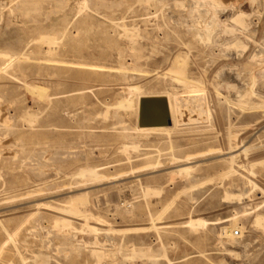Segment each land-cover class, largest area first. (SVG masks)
Listing matches in <instances>:
<instances>
[{
	"label": "rangeland",
	"instance_id": "obj_1",
	"mask_svg": "<svg viewBox=\"0 0 264 264\" xmlns=\"http://www.w3.org/2000/svg\"><path fill=\"white\" fill-rule=\"evenodd\" d=\"M155 1L0 0V264H264V0H215L205 43ZM131 86L191 125L135 132Z\"/></svg>",
	"mask_w": 264,
	"mask_h": 264
},
{
	"label": "bare ground",
	"instance_id": "obj_2",
	"mask_svg": "<svg viewBox=\"0 0 264 264\" xmlns=\"http://www.w3.org/2000/svg\"><path fill=\"white\" fill-rule=\"evenodd\" d=\"M144 1V0H143ZM148 2H147V4H149V5H151V6H154L155 7V5H156V1L155 0H147ZM172 2H173V0H171ZM192 2H191V4H189V6L191 5L192 7H190V8H193V9H191V11L188 13V16L187 17H179L178 15H173L172 14V18L174 19V22L175 23H177V25H179V24H181V25H185V26H188L187 25V23H188V21H194L195 22V25H196V27L195 26H190V27H188V31L194 36V38H196L198 41H200V42H202V43H205V41H204V39H208L210 36H211V27L213 26V24L211 25V23L213 22V21H215L216 20V18H215V16H214V14L216 15V14H219V13H221V14H223L224 12H226V10H227V7L226 6H223V5H221L220 3H218L217 1H215V0H191ZM247 1H254V0H247ZM256 1V0H255ZM138 3L140 4V3H142L141 1L139 2L138 1ZM161 3V2H160ZM159 4V3H158ZM174 4V3H173ZM173 4L172 5H170V6H173ZM178 4V3H177ZM148 5V6H149ZM176 5V4H175ZM86 6V5H85ZM84 6V8H86ZM162 6V5H161ZM83 7V6H82ZM83 8V9H84ZM147 8V7H146ZM163 8H165V6L163 7ZM173 8V9H172ZM171 9V12L173 13V10H174V6L172 7ZM80 8H79V12H80ZM146 10V9H145ZM168 10H170V9H168ZM189 10V9H188ZM161 11V10H160ZM176 11V10H175ZM175 11H174V13H175ZM178 11V10H177ZM187 11V10H186ZM231 11V10H230ZM10 13H12L11 11H10ZM181 13V12H180ZM179 13V14H180ZM185 13V12H184ZM78 14V13H77ZM147 14V13H146ZM178 14V13H177ZM248 15V14H247ZM247 15H244V17L242 16H240V17H238L237 15L233 18V20L234 21H240V20H244V21H246V19H247ZM147 16V15H146ZM210 16V22L208 21V23L207 24H201L200 25V23L198 22V21H200L201 22V20L202 19H205L206 18V21L207 20H209V19H207L208 17ZM234 16V15H233ZM233 16H231V17H233ZM255 16V15H254ZM257 16V15H256ZM167 17H169V16H167ZM218 17V16H217ZM231 17H230V19H231ZM191 18V19H190ZM192 18L194 19V20H192ZM243 18V19H242ZM259 19V18H258ZM172 20V19H171ZM190 21V22H191ZM228 21V20H227ZM191 22V23H192ZM198 22V23H197ZM221 22V21H220ZM224 21L222 20V24H220V25H223V26H225V24H227V22H226V20H225V22L226 23H223ZM203 23H205L204 21H203ZM210 23V24H209ZM192 24H194V23H192ZM149 25V24H148ZM198 25V26H197ZM217 25H218V23H217ZM219 25V26H220ZM124 26V25H123ZM150 27H151V25H150ZM153 27V26H152ZM224 28V27H223ZM246 28V27H245ZM244 27L241 29V30H246ZM123 30V29H122ZM125 30V32L127 33V32H129V30L128 29H124ZM124 30H123V33L124 34H126L125 32H124ZM144 31V30H143ZM146 32H147V30H145ZM144 31V32H145ZM149 32V31H148ZM240 32H242V31H240ZM244 32V31H243ZM65 33V32H64ZM111 33H112V31H111ZM143 33V32H142ZM214 33V32H213ZM129 34H131V33H129ZM110 35V34H109ZM132 37H135L134 36V34L132 33ZM143 35V34H142ZM142 35L140 36V37H142ZM126 36H128V34L126 35ZM148 36V35H147ZM209 36V37H208ZM240 36H242L241 34H240ZM44 37V36H43ZM63 37V36H62ZM136 37H137V35H136ZM45 38V37H44ZM148 38V37H147ZM152 38V37H151ZM41 39H43V38H41ZM46 39V38H45ZM48 40H50V38L48 37L47 38ZM47 40V41H48ZM51 40H55V38H51ZM51 40L49 41L50 43H48L49 45L53 42H51ZM37 41V40H36ZM40 41V40H39ZM45 40H43V42H44ZM242 41V40H241ZM41 42H42V40H41ZM40 42V43H41ZM60 42V41H59ZM45 43V42H44ZM43 43V45H45ZM53 44V43H52ZM238 46L240 45H243V44H241V42L240 41H238L237 43H236ZM55 45H56V43H55ZM46 46V45H45ZM204 46V45H203ZM204 47H207L206 46V44H205V46ZM154 50V49H153ZM240 52V51H239ZM51 53V52H50ZM53 53V52H52ZM124 53V52H123ZM232 53V52H231ZM244 53V52H243ZM47 54H48V52H47ZM237 54V53H236ZM239 55V54H238ZM3 56H6V55H3ZM2 56V57H3ZM55 56V55H54ZM250 56V55H249ZM20 58H22V56L20 57ZM19 58V59H20ZM24 58V57H23ZM207 64V63H206ZM236 76V75H235ZM125 77V76H124ZM165 77V76H164ZM219 77V76H218ZM237 77V76H236ZM238 77H239V75H238ZM155 80V85L156 86H162V84L164 83V82H166V81H164V80H161V79H159V77H156V79H154ZM174 81L175 82H178V83H180L181 85L183 84L184 85V87H186V88H188V87H191L190 85H193V82H189L187 79H184V78H182V77H180V76H176V77H174ZM263 85V84H262ZM261 88V87H260ZM128 91H129V98H126V99H122V100H120L119 101V103L117 104V106H119V108L120 109H123V110H125L126 111V113L128 114V115H133L134 116V118H135V123H134V128H133V130L135 131V132H137V133H140V134H143V135H147V136H151L152 134H157V135H167V136H170L171 135V133L173 132V131H175V130H177L179 127H181V126H190L191 124H185L184 123V119L186 118V117H188L187 115H186V113H180L179 115H177V104H176V101H175V98L177 97H175V95L173 94V93H169L168 91H163L162 89H156V88H151L150 90H141L139 87H137V86H131V87H129L128 88ZM185 91H187L186 89H185ZM190 91V90H189ZM188 92V91H187ZM190 93V92H189ZM260 93V92H259ZM256 94V93H255ZM186 95H187V93H186ZM144 99H160V100H164V102H165V104H166V106H167V111H168V121H169V125H157V124H151V125H142V124H140V115H141V107H142V105H141V101L142 100H144ZM249 99V98H248ZM49 101V100H48ZM262 107V106H261ZM263 109V108H262ZM108 110V109H107ZM181 110V109H180ZM106 112V114L105 113H103V114H105V115H107L108 113H107V111H105ZM102 114V116L104 117V115ZM99 116H100V114H99ZM102 116H101V118H102ZM28 117V116H27ZM97 118V117H96ZM190 118H191V114H190V116H189V119H188V121L190 122ZM30 119H31V117H30ZM35 119V118H34ZM95 119V118H94ZM103 119V118H102ZM24 120V119H23ZM26 120H29V119H26ZM25 120V121H26ZM74 120V119H73ZM31 121L32 120H30L29 122L31 123ZM27 122V121H26ZM34 123V122H33ZM29 126V125H28ZM29 127H31V126H29ZM229 129V128H228ZM262 130V129H261ZM134 147V146H133ZM132 147V148H133ZM170 149H171V147H170ZM135 150V149H134ZM125 151V150H124ZM123 151V152H124ZM236 151V150H235ZM229 152V151H228ZM234 152V150H232L231 152H229V155L231 154V153H233ZM235 156L236 155H232L231 156V158L229 159V162L230 163H233L234 162V160H235ZM262 163V162H261ZM258 164V163H257ZM255 165V164H254ZM232 166V165H231ZM253 166V165H252ZM250 167V166H249ZM179 168V167H178ZM240 168V167H239ZM154 169V168H153ZM190 169L191 168H189V167H183L182 169H181V171L182 172H184L185 174L186 173H188L189 171H190ZM232 169V168H231ZM231 169H230V173H231ZM237 171V170H236ZM229 171H227V173H228ZM84 173H82L81 175H83ZM88 174L90 175V176H95V175H97V172H96V170H91V171H89L88 172ZM87 174V175H88ZM232 174H234L233 173V171H232ZM86 175V176H87ZM224 175H225V173H224ZM228 175H229V173H228ZM224 177V176H223ZM225 177H226V175H225ZM87 188V187H86ZM146 191V190H145ZM146 192H149V190H147ZM261 192L264 194V190H262L261 189ZM232 193V192H231ZM149 194V193H148ZM227 194H228V192H227ZM144 196H145V194H144ZM228 196V195H227ZM147 197V196H146ZM86 198V197H85ZM227 198V197H226ZM231 199H232V197H230ZM85 202V201H84ZM83 202V203H84ZM85 204V203H84ZM83 204V205H84ZM165 209V208H164ZM86 211V210H85ZM87 212L88 211H86V213L84 214V211H83V214H84V217H85V222H86V225L88 226V228H90L91 230H93V232L94 231H96L97 229L96 228H94V227H91L89 224H88V221H89V217H87ZM87 214V215H86ZM86 215V216H85ZM159 215V214H158ZM157 217V216H156ZM159 217V216H158ZM157 217V218H158ZM65 220V219H64ZM67 221V220H66ZM65 221V222H66ZM151 223H152V228L154 229V228H156L157 226H156V223H154L155 222V219L154 218H151ZM256 223H257V225H264V216H261L260 214H257V217H256ZM103 222V221H102ZM57 223H59L58 221H57ZM61 223V222H60ZM67 223H70V222H67ZM150 224V223H149ZM187 227H189V228H191L192 230L194 229V232H196L195 230L196 229H198V228H201V227H205V226H207L208 225V223H206V222H204V221H201V220H199V219H190L187 223ZM210 224H213V223H210ZM57 225H61V224H57ZM66 225H68V224H66ZM65 226V225H64ZM71 227V226H70ZM65 228V227H64ZM67 228V227H66ZM151 228V227H150ZM149 228V229H150ZM217 228V227H216ZM86 230H87V228H86ZM127 232V231H126ZM234 230H232V228H229V227H224V228H222V233H221V235L223 236V237H225V240H227V238L228 239H232L233 238V236H234ZM95 233V232H94ZM212 233V232H211ZM239 235H240V233H239ZM220 236V235H219ZM218 237V236H217ZM10 239V238H9ZM8 239V240H9ZM12 240V239H11ZM224 240V239H223ZM160 241V240H159ZM11 243H13L12 241H11ZM6 244V243H5ZM14 245V244H13ZM237 247V246H236ZM164 248V247H163ZM226 248V247H225ZM228 248V247H227ZM16 250V249H15ZM225 250V249H224ZM244 250V249H243ZM1 251V250H0ZM133 251V250H132ZM16 252H17V250H16ZM146 252H147V250H146ZM149 252V251H148ZM147 252V253H148ZM133 253V252H132ZM140 253V252H139ZM18 254V253H17ZM134 254V253H133ZM137 254V253H136ZM138 255V254H137ZM142 256H143V254H141ZM18 256H19V254H18ZM128 256V255H127ZM164 256V255H163ZM20 257V256H19ZM226 257V256H225ZM35 258V257H34ZM137 258V257H136ZM166 258V257H165ZM20 259H21V257H20ZM131 259V258H130ZM36 260V259H35ZM138 260V259H137ZM153 261V260H152ZM151 261V262H152ZM245 261V260H244ZM22 262V261H21ZM168 262V261H167ZM23 264V263H22ZM156 264V263H155Z\"/></svg>",
	"mask_w": 264,
	"mask_h": 264
},
{
	"label": "water",
	"instance_id": "obj_3",
	"mask_svg": "<svg viewBox=\"0 0 264 264\" xmlns=\"http://www.w3.org/2000/svg\"><path fill=\"white\" fill-rule=\"evenodd\" d=\"M140 124L169 125L168 111L164 100L144 99L141 101Z\"/></svg>",
	"mask_w": 264,
	"mask_h": 264
},
{
	"label": "built area",
	"instance_id": "obj_4",
	"mask_svg": "<svg viewBox=\"0 0 264 264\" xmlns=\"http://www.w3.org/2000/svg\"><path fill=\"white\" fill-rule=\"evenodd\" d=\"M234 234H235V235H238V234H239V232H238V231H235V232H234Z\"/></svg>",
	"mask_w": 264,
	"mask_h": 264
}]
</instances>
